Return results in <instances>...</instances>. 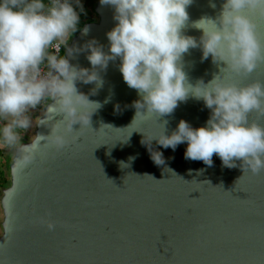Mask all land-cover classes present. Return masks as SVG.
I'll use <instances>...</instances> for the list:
<instances>
[{"label":"water","instance_id":"water-1","mask_svg":"<svg viewBox=\"0 0 264 264\" xmlns=\"http://www.w3.org/2000/svg\"><path fill=\"white\" fill-rule=\"evenodd\" d=\"M223 2L192 0L182 33L199 40L202 31L192 22L202 16L215 20ZM244 12L264 43V16ZM93 13L79 22L69 46L94 39L107 51L114 9L93 0ZM201 55L196 47L182 56L192 84L198 79L207 83L225 67L211 54ZM69 62L91 67L86 51L73 53ZM119 64L117 58L98 70L103 84L95 94L90 91L95 83L77 82L78 90L101 106L90 115L88 127L79 130L80 124H73L79 131L66 137L67 145L58 150L42 146L24 166H16L11 153L8 184L0 188V264H264V169L243 175L239 160L237 167H224L215 153L207 166L184 158L186 142L172 150L153 139L151 147L164 158L156 165L141 142L144 134H157L164 121L165 135L181 119L193 128L203 126L210 110L189 97L170 114L135 116L141 97L124 82ZM221 75L226 82L264 83V62L251 73L237 75L225 68ZM62 117L34 125L32 134H49L50 125ZM249 119L264 125L256 113ZM39 217L51 220L54 228L47 229Z\"/></svg>","mask_w":264,"mask_h":264},{"label":"clouds","instance_id":"clouds-1","mask_svg":"<svg viewBox=\"0 0 264 264\" xmlns=\"http://www.w3.org/2000/svg\"><path fill=\"white\" fill-rule=\"evenodd\" d=\"M99 3L114 9L116 23L106 32L107 51L94 39L79 47L68 44L84 12L82 0H0V149L12 153L13 163L27 165L42 146L58 150L69 143V134L88 127L90 115L101 105L80 92L77 82L95 83L90 90L95 94L103 84L98 70L119 58L124 82L141 97L135 102V116L170 114L178 102L189 97L202 100L210 110L203 126L193 128L181 119L165 135L164 121L157 134L147 138L144 134L141 142L148 146L156 165L164 164V158L162 152L151 147L153 139L172 150L186 142L184 158L200 160L207 166L212 165L215 153L224 167H237L239 160L243 175L264 169V125L249 119L252 113L264 117V83L226 82L221 75L225 68L237 75L251 73L264 62V43L244 12L246 9L264 16V0H224L215 20L202 16L192 22L202 31L199 40L182 33L189 19L186 8L192 0ZM81 30L84 34L88 31L86 27ZM196 47L201 49V59L211 54L214 63L222 61L225 65L207 83L198 79L192 84L183 71V54ZM81 51H86L90 68L69 62L73 53ZM38 107L41 113L33 117ZM57 114L63 117L50 125L49 134H32L29 143H22L29 128L48 125ZM76 123L80 128L74 131ZM38 222L49 230L54 228L51 220L39 217Z\"/></svg>","mask_w":264,"mask_h":264},{"label":"crops","instance_id":"crops-1","mask_svg":"<svg viewBox=\"0 0 264 264\" xmlns=\"http://www.w3.org/2000/svg\"><path fill=\"white\" fill-rule=\"evenodd\" d=\"M90 17H86L83 19L88 20ZM80 22V21H79ZM11 156V152L8 149H0V180L3 178H8V170H9V159Z\"/></svg>","mask_w":264,"mask_h":264},{"label":"rangeland","instance_id":"rangeland-1","mask_svg":"<svg viewBox=\"0 0 264 264\" xmlns=\"http://www.w3.org/2000/svg\"><path fill=\"white\" fill-rule=\"evenodd\" d=\"M82 4H83V7H84V12H83L84 15H85L84 18L90 17V16H92L90 18H93L94 17V13H93V0H82ZM33 128H34V125H33ZM33 128H29L23 134L22 141L25 140V139H30L31 138Z\"/></svg>","mask_w":264,"mask_h":264},{"label":"trees","instance_id":"trees-1","mask_svg":"<svg viewBox=\"0 0 264 264\" xmlns=\"http://www.w3.org/2000/svg\"><path fill=\"white\" fill-rule=\"evenodd\" d=\"M84 17H85L84 13H80V21H83ZM7 184H8V178L7 179L3 178L2 180H0V188Z\"/></svg>","mask_w":264,"mask_h":264},{"label":"built area","instance_id":"built-area-1","mask_svg":"<svg viewBox=\"0 0 264 264\" xmlns=\"http://www.w3.org/2000/svg\"><path fill=\"white\" fill-rule=\"evenodd\" d=\"M61 54H64V47L61 46ZM41 113V109L38 107L34 112H32L33 117H38Z\"/></svg>","mask_w":264,"mask_h":264},{"label":"flooded vegetation","instance_id":"flooded-vegetation-1","mask_svg":"<svg viewBox=\"0 0 264 264\" xmlns=\"http://www.w3.org/2000/svg\"><path fill=\"white\" fill-rule=\"evenodd\" d=\"M90 17H92V16H90ZM70 40V39H69ZM68 43H69V41H68Z\"/></svg>","mask_w":264,"mask_h":264}]
</instances>
